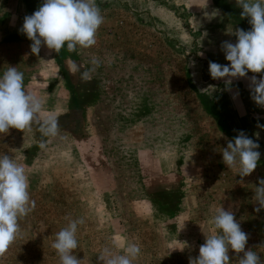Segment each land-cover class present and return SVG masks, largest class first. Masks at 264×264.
<instances>
[{"label": "rangeland", "instance_id": "1", "mask_svg": "<svg viewBox=\"0 0 264 264\" xmlns=\"http://www.w3.org/2000/svg\"><path fill=\"white\" fill-rule=\"evenodd\" d=\"M96 3L104 22L95 45L34 55L21 28L42 0H0V76L9 66L23 72L25 90L43 101L41 122L51 113L60 125L55 137L35 123L0 134V154L25 166L36 202L0 264H60L51 245L78 218L73 254L81 264H103L105 248L125 254L130 243L141 249L133 264H189L205 237L219 232L212 218L220 206L235 211L249 234L246 249L264 262V210L254 211L264 177V108L245 78L226 85L208 70L209 61L229 63L221 43H235L236 28L250 30L249 18L236 0ZM71 61L80 72H70ZM240 130L262 154L246 177L222 161ZM242 255L229 250L230 264Z\"/></svg>", "mask_w": 264, "mask_h": 264}, {"label": "clouds", "instance_id": "2", "mask_svg": "<svg viewBox=\"0 0 264 264\" xmlns=\"http://www.w3.org/2000/svg\"><path fill=\"white\" fill-rule=\"evenodd\" d=\"M236 4L242 9L241 17L249 18L251 28H236V42L225 40L221 43L229 63L209 61V74L213 80L224 78L226 85H231L233 79L245 78L251 99L264 108V75L259 78L248 76L249 72L262 73L264 70V0H236ZM103 22L104 16L96 0H42L37 10L24 17L21 31L31 41L30 49L34 55H39L42 47L59 53L65 44L68 51L75 52L77 46L89 48L96 44V34ZM92 63L98 64V61L93 59ZM190 66H195L194 60ZM80 71L77 62L71 61L70 72ZM81 76L84 80L89 79V71L82 72ZM238 94V91L233 93L234 96ZM42 109L43 101L25 90L24 73L9 66L0 76V134H8L10 129H30L35 123L44 136L55 137L60 130L59 118L50 113L41 122L38 114ZM259 148L256 140L240 130L227 141L222 161L228 168H238L240 177L249 176L261 159ZM29 187L25 166L8 154H0V255L18 238L20 218L36 207V202L30 198ZM255 200L254 211L259 213L264 210V177L258 178L255 185ZM83 223L82 218L70 219L67 226L56 233L51 247L56 250L60 264H81L73 250L78 247V225ZM212 224L219 232L205 237L198 256L189 257V264H230L229 250L243 253L239 264H264L257 252L246 249L249 234L242 230L235 211L220 206ZM183 248L179 250L183 251ZM140 252L138 244L130 243L124 249L125 254H113L105 248L99 259L103 264H133Z\"/></svg>", "mask_w": 264, "mask_h": 264}, {"label": "trees", "instance_id": "3", "mask_svg": "<svg viewBox=\"0 0 264 264\" xmlns=\"http://www.w3.org/2000/svg\"><path fill=\"white\" fill-rule=\"evenodd\" d=\"M70 94H71V97H72V101L75 103H77L78 102V98H77V94L75 93V91L73 90V88L71 87L70 88Z\"/></svg>", "mask_w": 264, "mask_h": 264}]
</instances>
